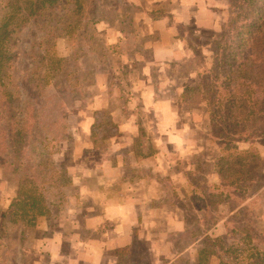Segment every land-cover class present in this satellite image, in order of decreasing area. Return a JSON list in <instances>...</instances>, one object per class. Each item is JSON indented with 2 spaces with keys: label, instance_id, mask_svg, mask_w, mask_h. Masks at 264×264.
Instances as JSON below:
<instances>
[{
  "label": "rangeland",
  "instance_id": "374dc122",
  "mask_svg": "<svg viewBox=\"0 0 264 264\" xmlns=\"http://www.w3.org/2000/svg\"><path fill=\"white\" fill-rule=\"evenodd\" d=\"M77 1H60L55 16L30 20L15 31L11 50L14 53L12 71L16 76L25 77L33 67V60L43 54L46 47L54 46L56 57L64 59L69 55L71 47L76 45L79 28V25L69 26L79 18L75 13ZM80 1L87 6L90 0ZM138 1L94 0L96 12L90 31L95 42L105 48L107 56L104 61L94 62L97 67L94 81L85 86L84 95L69 97L67 111L72 135L59 142L53 156L56 167L52 174L56 179L69 181L65 184L70 194L68 207L49 216H37L34 225L11 222L7 212L17 193V181L12 173L0 168V264H35L38 260L49 263L48 251L42 258L32 249L41 241L52 248L59 233L69 235L62 243V256L53 263L84 264L81 258H85L86 253L79 250L82 247L79 241H90L91 236L85 217L88 212L100 211V204L91 203L90 197L95 189H104L97 184L103 174L99 167L111 158L122 165L123 175L132 171L137 177L138 195H150L147 202L140 203L145 226L135 229L137 241L143 247L157 245L164 235L172 240L178 233L169 234L167 230L173 217H184L190 227L188 216L198 219L209 215V222L204 226L210 236L207 243L225 232L226 226L218 213L228 214L227 203L218 206L213 203L209 208L205 204L218 197L215 163L224 152L222 143L212 138L211 107L208 100L198 102V95L191 98L181 95L187 87L197 85L200 75L211 68L217 40L236 16V9L228 0H205L207 8L198 14L190 13L188 23H176L175 14H171L172 33L186 36L190 48L196 47L197 51L194 49L192 57L164 65L146 60L154 36L144 33L142 27L148 18H160L162 13L156 10L144 13ZM166 1L172 0H164V3ZM144 2L153 5L156 1ZM122 35L126 38L124 43H121ZM144 67L148 68V76H144ZM144 82H149L155 91L151 105L145 101ZM163 98L172 102L177 112L173 118L170 112L158 107L157 103ZM240 146L259 152L264 168L263 139L242 141ZM145 156L149 159L143 161ZM88 167L97 170L90 176ZM110 176L107 181L117 185V191L121 190V176L116 173ZM201 180L206 185L205 190L198 188ZM168 193L171 199L178 201L176 204H164ZM253 207V224L264 230V203ZM30 214L37 215V210L31 208ZM101 230L97 227L95 238ZM21 244L31 246L29 252L20 250ZM202 247L201 241H197L187 247V251H179L174 264H193L196 255L199 264ZM134 251H137L136 244L130 249H121L120 257ZM218 259L217 255H210L208 264H218Z\"/></svg>",
  "mask_w": 264,
  "mask_h": 264
},
{
  "label": "trees",
  "instance_id": "16d2710c",
  "mask_svg": "<svg viewBox=\"0 0 264 264\" xmlns=\"http://www.w3.org/2000/svg\"><path fill=\"white\" fill-rule=\"evenodd\" d=\"M60 1L0 0V168L17 181V193L7 212L13 223L34 225L37 216L68 207L70 194L65 184L69 181L52 174L53 156L59 142L72 135L69 97L84 95L85 86L94 81V62L107 56L90 31L94 0L87 6L78 0L75 13L79 18L69 26L79 28L69 55L56 57L55 47H46L25 77L16 76L12 71L13 34L30 20L55 16ZM228 1L236 16L217 40L214 62L200 75L198 84L181 95H198V102L208 100L211 107L212 138L222 143L224 152L215 163L218 197L205 204L209 208L213 203H227L228 214L218 213L226 230L207 243L210 236L204 226L209 215L188 216L191 226L175 234L172 245L182 251L201 241L199 264H208L210 255L218 256V264H264V230L252 221L253 205L264 203L262 157L256 150L240 148L242 141L264 140V0ZM198 188L206 189L203 180ZM177 202L168 193L164 204ZM31 208L37 215L30 214ZM136 247V252L120 257L118 264H151L148 247L140 241Z\"/></svg>",
  "mask_w": 264,
  "mask_h": 264
},
{
  "label": "crops",
  "instance_id": "0c3cea01",
  "mask_svg": "<svg viewBox=\"0 0 264 264\" xmlns=\"http://www.w3.org/2000/svg\"><path fill=\"white\" fill-rule=\"evenodd\" d=\"M144 1L146 0L138 1L144 7V13H146V11L151 12L152 10L162 13L160 18H148L149 20H146L144 26H142L144 28V33H149V35L154 36L151 42L152 44L150 45V56L149 58H146V60L149 63L166 65L173 60L192 57L195 51L190 48L188 38L184 35L178 37L180 36L177 35L178 33H172L173 26H171V20L169 17L174 13L176 23H188L189 21L187 17H189L190 13L198 14L207 8V5L204 3L205 0H172L169 2L166 1V3H164V0H155L156 2L153 5L149 2L148 4H145ZM125 40V36L122 35L121 43H124ZM143 70L144 76H148V68L144 67ZM142 88L145 89L144 97L146 103L149 105L153 104V93H155V91L152 90V86L149 82H144ZM157 105L164 112H170L172 118L177 114L173 109L174 107L172 106L170 99L163 98L159 100ZM182 136H185L184 133ZM147 159H149V157L145 156L143 161H146ZM121 166L122 165L118 164L113 158H111L108 161H104V164L99 167L103 174L98 177L99 181L97 184H99L98 188L103 187L104 189H95L90 197V202L100 204V211H91L86 214V226L90 227L91 236L88 238L90 241H79V244H81L79 246H82L79 247V250L86 253L85 258H81L84 264H118L121 249H130L136 244V241L138 240L137 238H139H136V226H145L144 216L142 217L140 211L142 209L140 203L147 202V198H149L150 195L147 193L141 196L138 195L135 187L138 182L137 177H134L131 173L132 171H130L128 175H123L121 173L123 170ZM88 169L90 170V176L97 170L94 167H88ZM112 173L121 176L119 184L123 189L121 187V190L117 191L115 187L118 186L112 185L110 180L107 181V179L112 177L110 176ZM153 197L156 198L155 195H153ZM157 211L159 210H154L155 213ZM142 218L143 222L141 223L140 220ZM97 227L102 228V230L99 233L98 238H95V236H97V233L95 232ZM187 228V222L184 217H173L169 221L167 230L168 233L171 234L173 232L185 231ZM59 234H57L59 237L56 238V242H54L56 244H54L52 248L44 246V241H41L39 245L32 249L36 254L41 255L42 258L44 252L46 254L47 251L50 253L48 256L49 263L44 261H42L43 263L41 261L38 262V260L35 264H55L53 262H56L58 258L62 256V251L64 250L62 243L64 239L66 240V236L68 238L69 234ZM147 247L148 252L151 255V264H174L178 259L179 254L189 249L185 248L179 252L174 248L172 240L169 239L167 235L160 238L157 245ZM29 248H31V246L26 244L24 246L22 244L20 245V250L22 251L29 252ZM46 248H49V250ZM195 258L196 261H193V264H197L198 262L197 255Z\"/></svg>",
  "mask_w": 264,
  "mask_h": 264
}]
</instances>
